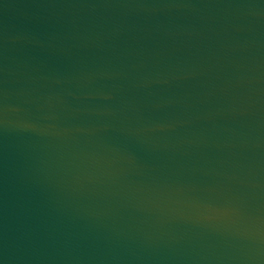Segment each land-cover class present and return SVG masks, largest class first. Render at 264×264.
Listing matches in <instances>:
<instances>
[{"label":"water","instance_id":"1","mask_svg":"<svg viewBox=\"0 0 264 264\" xmlns=\"http://www.w3.org/2000/svg\"><path fill=\"white\" fill-rule=\"evenodd\" d=\"M0 264H264V0H0Z\"/></svg>","mask_w":264,"mask_h":264}]
</instances>
